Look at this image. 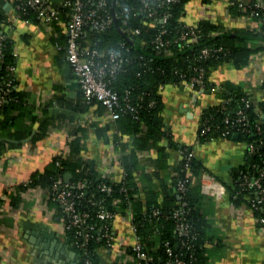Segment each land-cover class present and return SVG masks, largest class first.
I'll list each match as a JSON object with an SVG mask.
<instances>
[{"label": "crops", "instance_id": "0c3cea01", "mask_svg": "<svg viewBox=\"0 0 264 264\" xmlns=\"http://www.w3.org/2000/svg\"><path fill=\"white\" fill-rule=\"evenodd\" d=\"M232 1L237 0H186L182 21L188 25L210 21L216 25L214 34L260 32L254 20ZM6 9L0 2V10L9 18L1 31L17 53L14 88L25 105L0 116V142L4 144L0 151V264H79L64 235L61 208L50 197L52 182L33 180L34 175L55 170L57 159L70 155L75 139L81 146L76 157L93 170L120 181L131 167L135 196L145 199L148 192H154L159 202L173 189L179 174L177 147L188 146L202 165L192 184L200 186V210L208 222L206 264H264V228L250 206L236 205L229 191L234 175L247 163V142L236 134L207 140L199 136L203 110L225 106L230 89L240 88L256 104L264 99V49L252 53L243 66L224 62L212 67L209 87L198 95L176 83L161 85L163 133L156 140L144 141L139 139L146 130L144 125L135 131L112 119L100 102L85 101L77 76L72 68L66 69L70 63L65 15L59 23L48 24L13 19ZM260 43L264 45L259 39L246 42L249 47ZM5 117L11 119L3 125ZM204 174L219 181V198L204 192ZM66 175L68 179L72 175L65 174L68 181ZM29 179L32 183L25 186ZM111 229L115 244L98 249L103 264L116 262L122 256L120 250L134 242L129 222L120 215Z\"/></svg>", "mask_w": 264, "mask_h": 264}, {"label": "trees", "instance_id": "16d2710c", "mask_svg": "<svg viewBox=\"0 0 264 264\" xmlns=\"http://www.w3.org/2000/svg\"><path fill=\"white\" fill-rule=\"evenodd\" d=\"M185 1L180 0L169 7L171 17L167 22V28L169 29L168 39L173 40L185 30V23L181 17ZM120 2V6H115L114 9L118 18L114 19L113 23L104 30L86 27L85 36L82 40L83 42L85 41V44L86 40L89 41L92 48L100 50L108 48L120 53V60L118 61L120 69L109 78L110 86L121 97L125 96L127 91L130 92V102L138 109L139 117L135 118L131 112L121 111L122 114L118 120L135 131H139L141 126L144 125L146 130L143 132V136L139 137V139L142 138L144 141L149 138L156 140L159 134L163 133L159 117V87L161 85L168 83L179 84L180 75L182 73L191 74L193 71L190 69V65L196 64L205 67L206 80L209 82V70L212 67L224 62H233L237 66H243L248 63L252 53L264 49V45L261 43L256 47H249L246 44L249 39H259L264 43V26L258 33L250 31L214 34L216 25L205 20L198 24L201 32L198 43L187 45L173 42L168 48L171 54H166L165 51L158 53L151 42L156 29L145 25L146 23H144L142 17L134 13L132 9L138 3V0H120ZM62 11L64 15L65 10ZM23 18L38 20L35 12L29 9L27 14L23 15ZM7 19L9 18L4 10H0V31ZM125 26L140 28L141 32L132 34L129 38L122 31V27L124 28ZM205 46L212 48L222 47L224 51H227V57L225 56L226 58L221 60L217 52L209 58L199 59L200 50ZM13 51V43L7 38L4 47V57L7 65H16ZM6 76L7 72L4 65L0 71V78L3 79ZM14 86L15 84H13L8 94V100L4 103L2 115L8 109L25 105L24 97L15 90ZM234 88L230 89V95L228 92L225 94V98H229L225 106L216 105L203 110L199 136L204 122L207 121V124L211 125L219 124L221 128H224L226 125L224 119L228 117L231 133L227 137H232L236 134L247 144L253 143L257 145L255 151L249 152L248 149L247 163L240 173L234 175L233 182L229 185V191L231 199L236 205L248 204L254 215L261 217L264 216V193L259 194L257 189L245 185L243 177L246 174H249L250 177H258L259 170L264 169V99L257 104L251 101L250 105L246 106L244 99L250 98V96L240 88ZM151 101H154L153 105H150ZM122 105V107H125L126 103L123 102ZM239 110H243L246 115L245 124L232 126V122L238 116L236 112ZM10 119L5 117L3 125H6ZM257 122H260L262 133L256 132ZM219 132L210 130L206 136H200V139L214 138ZM3 145V142H0V151ZM144 146L145 144H143ZM80 147L79 139L73 140L71 142L70 155L66 158L59 157L57 159L59 164L55 170H49L46 175H34V182L50 184L57 175H62L65 178V174L69 172L72 175L68 179L69 182L86 179L89 183V187L85 191L86 202H84L83 206L88 205L87 199L92 193L95 194V199L103 200L105 205L114 210L115 208L112 207L111 202L116 198L121 199L119 206L121 210L131 203L135 211L134 222L145 245L144 250L152 256V260L145 264H166L168 258H170L166 251V243H169L174 254H180L188 264H206V248L210 237L207 233V219L200 210V186H193V184L189 183L188 189L182 196L177 190L179 181L185 178L184 159L180 160L179 174L174 178L173 189L167 190L163 196V201L159 202L154 192H148L145 199H139L135 196L137 188L132 182L131 167L126 169L125 183L114 181L112 190L102 191L100 189L101 184L107 181L110 183L111 180L93 170L88 162L76 157V152L80 151ZM177 148L191 149L184 145ZM190 164L193 173L198 174L202 165L195 155L190 160ZM122 187L127 188V191H123ZM259 197L262 198L261 203H257L258 206L253 208V200H257ZM182 202L187 203L185 208L188 212L185 214V218L195 234V238L189 240L191 244L189 248L181 246L176 229L178 219L175 217V211L181 207ZM155 209L159 211L157 214L153 213ZM67 236L68 244L77 254L82 256L80 264H103L100 260L98 249L106 245L105 241L94 238L86 248H82L81 242L75 239L73 231L69 230ZM85 250L87 252L84 255L83 252ZM87 258L90 260L89 263Z\"/></svg>", "mask_w": 264, "mask_h": 264}, {"label": "built area", "instance_id": "2783aa9c", "mask_svg": "<svg viewBox=\"0 0 264 264\" xmlns=\"http://www.w3.org/2000/svg\"><path fill=\"white\" fill-rule=\"evenodd\" d=\"M6 5V10L12 12L13 19L23 18V15L28 9L35 12L38 20L44 23L52 24L59 23L62 20V10H65L64 15L67 18V51L68 61L71 65L73 73L77 76L83 97L86 102L98 101L108 111L112 119H119L122 112H131L135 118L139 117L138 109L130 102V92L127 91L125 96L121 95L110 86V77H112L120 69V53L110 49L92 48L91 43L86 40L83 42L85 36V28L91 27L96 30H104L108 28L118 18L114 11L115 6H120V0H2ZM180 0H138V3L132 8L134 13L142 17L145 25L155 28L156 32L152 39L154 49L160 53L165 51L166 54H171L168 49L173 42L184 43L192 45L198 43L200 37L199 25L184 24V31L181 32L173 40L168 39L167 35L169 29L167 22L171 17L169 11L170 5L179 2ZM212 1V0H210ZM231 4L238 5V7L247 16L251 17L259 29L264 26V0H254L246 2L245 0L232 1ZM8 21V20H7ZM6 21V22H7ZM5 22V23H6ZM4 23V24H5ZM126 23V22H125ZM3 26V25H2ZM122 31L129 38L132 34L141 32L140 28L132 26L122 27ZM8 38L7 34L0 31V71L5 65L7 76L0 78V116L2 114L4 103L8 100V94L13 87L16 75V65H7L4 57L5 40ZM219 53L221 60L227 57V51L222 47H203L200 50L199 59L209 58L216 53ZM15 58L17 53L13 51ZM226 56V57H225ZM193 71L191 74L182 73L179 85L185 90L192 92L195 95L200 94L209 87V82L206 80V69L204 66L190 65ZM219 90V88H216ZM246 106H249L250 98L244 99ZM125 102L126 106L122 107ZM255 103V101H253ZM154 101L150 102L153 105ZM237 118L232 122V126L236 124L244 125L246 115L243 110L236 112ZM225 127L220 125L203 123L200 136H206L210 130L216 132L220 131L216 137H227L231 133L229 127V118L224 119ZM256 132L262 133L260 122H257ZM249 152L255 151L257 145L251 143L247 144ZM181 159H184L185 178L181 179L177 185V190L182 196L188 189V184L193 183L194 173L191 168L190 160L193 157V152L188 148H180ZM59 164V161H57ZM244 184L258 190L257 193H264V169L259 170L258 177H250L249 174L244 175ZM111 180V179H110ZM104 182L101 184L102 191L112 190V183ZM209 183H208V182ZM126 182V173L123 178L118 181ZM32 183V179L24 182L25 186ZM203 190L205 193L219 198L222 194L219 181L210 174H204L202 178ZM89 187L86 179L78 180L76 182L65 181L62 175H57L54 178L50 187V197L56 202L63 215L62 224L64 227V235L67 240V232L69 230L74 232L75 239L81 242V247L86 248L88 244L96 238L97 240L105 241L104 247L111 248L115 244V236L112 232V223L117 216H121L130 224V228L134 234V242L130 248H122L121 258L116 260V264H145L152 260V256L144 250V243L141 235L138 233L137 225L134 222V208L131 203L121 210V199L116 198L111 202L112 209L105 205L103 200L95 199V194L92 193L87 199L88 205L83 206L85 201V191ZM123 191L127 188L122 187ZM127 196V195H126ZM262 201L259 197L253 200L252 207L258 206ZM186 202L181 203V207L175 211L177 217L178 236L181 241V246H191L189 240L195 238V234L191 230L189 222L185 218L188 212L185 208ZM159 211L155 209L154 214ZM260 225L264 228V216L257 217ZM68 243V242H67ZM70 246V244H69ZM125 249V250H124ZM129 249L128 251H126ZM166 251L170 255L166 264H188V262L180 256L174 254L169 243H166ZM75 252V251H74ZM85 250L83 254L85 255ZM78 262L80 264L82 256L77 254ZM87 262L90 260L87 258Z\"/></svg>", "mask_w": 264, "mask_h": 264}, {"label": "water", "instance_id": "95a60500", "mask_svg": "<svg viewBox=\"0 0 264 264\" xmlns=\"http://www.w3.org/2000/svg\"><path fill=\"white\" fill-rule=\"evenodd\" d=\"M0 2H3L2 0H0ZM66 69H71V65L70 64H68L67 66H66ZM71 86H73V85H71ZM66 178L68 179V176L66 175ZM67 247H68V245H67ZM72 253H74L75 254V252H72Z\"/></svg>", "mask_w": 264, "mask_h": 264}]
</instances>
